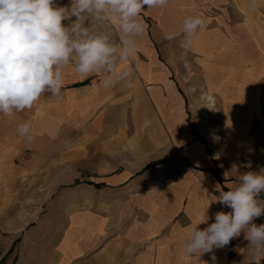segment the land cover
Masks as SVG:
<instances>
[{"label": "crops", "instance_id": "0c3cea01", "mask_svg": "<svg viewBox=\"0 0 264 264\" xmlns=\"http://www.w3.org/2000/svg\"><path fill=\"white\" fill-rule=\"evenodd\" d=\"M250 4L144 6L131 87L105 89L106 73L84 79L69 64L59 96L0 114V263L212 264L184 254L189 226L230 212L213 196L264 169V0ZM187 16L204 24L185 52L182 35L164 37ZM102 29L119 42L116 20ZM25 121L32 140L18 132ZM247 248L242 232L214 249L215 264H264Z\"/></svg>", "mask_w": 264, "mask_h": 264}, {"label": "clouds", "instance_id": "9594fccd", "mask_svg": "<svg viewBox=\"0 0 264 264\" xmlns=\"http://www.w3.org/2000/svg\"><path fill=\"white\" fill-rule=\"evenodd\" d=\"M167 4L168 0H70L69 5L59 6L56 0H0V114L10 116L31 109L46 92L59 96L64 86L62 70L69 64H74L75 72L84 79L106 73L101 81L105 89L121 82L131 87L135 37L147 27L141 13ZM256 5L257 0H251L252 10ZM89 17L116 20L122 33L119 42H113L106 32L94 34L86 24ZM64 21H70L69 25ZM203 24L200 16H187L180 32H168L164 39L171 41L182 35L180 46L187 52ZM184 68L191 71L187 61ZM18 132L32 140L31 121L20 124ZM225 188L228 190L213 196L214 202L231 211L216 212L214 222L202 230L199 225L207 223L206 214L201 223L191 224L184 254L199 253L200 257L210 253L215 264L214 249L225 248L243 232L250 255L264 257V223L254 222L264 216V169L243 173L236 185Z\"/></svg>", "mask_w": 264, "mask_h": 264}, {"label": "rangeland", "instance_id": "374dc122", "mask_svg": "<svg viewBox=\"0 0 264 264\" xmlns=\"http://www.w3.org/2000/svg\"><path fill=\"white\" fill-rule=\"evenodd\" d=\"M66 5H69V3H66ZM73 19H75V18H73ZM69 23H70V21H64V25L65 26H68ZM102 23H103V21H98L94 17H89L88 21L86 22V24L91 26L92 31H93L94 34L100 33V32H105L102 29ZM86 184H88V185H93L94 184L96 187L100 186L99 184H95V183L88 182V181H86ZM67 188L68 187L65 186V192H66L65 194H66V197H70L71 193H69L70 190H68ZM55 195H56V190L49 192V203L55 197ZM0 264H4V262L2 261Z\"/></svg>", "mask_w": 264, "mask_h": 264}, {"label": "trees", "instance_id": "16d2710c", "mask_svg": "<svg viewBox=\"0 0 264 264\" xmlns=\"http://www.w3.org/2000/svg\"><path fill=\"white\" fill-rule=\"evenodd\" d=\"M157 164H160V162L151 163L149 166H154V165H157ZM216 175H217V173H216Z\"/></svg>", "mask_w": 264, "mask_h": 264}]
</instances>
